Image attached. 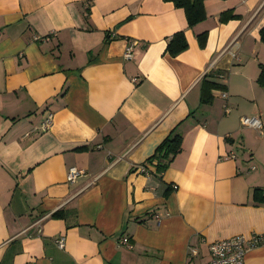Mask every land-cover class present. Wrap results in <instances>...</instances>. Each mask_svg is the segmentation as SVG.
<instances>
[{
	"label": "crops",
	"instance_id": "crops-1",
	"mask_svg": "<svg viewBox=\"0 0 264 264\" xmlns=\"http://www.w3.org/2000/svg\"><path fill=\"white\" fill-rule=\"evenodd\" d=\"M204 7L188 26L167 0H0V264H206L209 242L264 233V134L241 123L264 130V0ZM203 77L222 86L210 103ZM175 127L158 174L147 159Z\"/></svg>",
	"mask_w": 264,
	"mask_h": 264
},
{
	"label": "trees",
	"instance_id": "trees-1",
	"mask_svg": "<svg viewBox=\"0 0 264 264\" xmlns=\"http://www.w3.org/2000/svg\"><path fill=\"white\" fill-rule=\"evenodd\" d=\"M172 2L175 7L182 8L184 10L188 26L197 24L198 22L206 18L204 0H167ZM230 17L235 15L229 14ZM227 14L224 12L220 15V20H225ZM260 40L264 42V26L259 30ZM200 46H203L206 41V33L204 32L197 36ZM188 47V42L183 31H177L172 34L168 39L166 45V51L172 56H176L181 51H184ZM257 81L261 86H264V64L260 63V71L257 74ZM222 87L214 80L203 77L201 80V97L202 103H210L213 99L212 89ZM172 131L161 141L157 146L154 153L147 159L148 162L156 166V172L161 174L164 172L174 156L181 150L182 135L177 131V128L171 129ZM78 149H83L80 147ZM145 165V164H143ZM253 197H261L264 199V195L261 193V189L255 188L252 190ZM168 191H166V194ZM53 218L63 217V210H56L51 214Z\"/></svg>",
	"mask_w": 264,
	"mask_h": 264
},
{
	"label": "built area",
	"instance_id": "built-area-1",
	"mask_svg": "<svg viewBox=\"0 0 264 264\" xmlns=\"http://www.w3.org/2000/svg\"><path fill=\"white\" fill-rule=\"evenodd\" d=\"M131 48L126 49V53H130ZM223 98L227 97V93H221ZM228 108L226 107V111ZM53 114H47L46 118L41 123L42 129H47L52 123ZM241 123L245 126H254L259 128L260 134H264V130L261 128L260 120L256 116H242ZM234 156L233 154L231 155ZM147 166L138 165L137 170L140 172H147ZM85 174L84 169L77 166H72L68 170L67 180L73 182L79 175ZM157 219H160L159 215H156ZM57 245L62 248L65 244L64 236L58 237L56 240ZM118 244L129 245L128 239L122 237L119 239ZM264 245V233H252L251 235L238 234L224 239L214 240L209 242L208 249L210 253V259L206 264H245V254L250 247H256ZM195 252V249H192Z\"/></svg>",
	"mask_w": 264,
	"mask_h": 264
}]
</instances>
